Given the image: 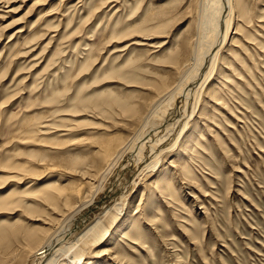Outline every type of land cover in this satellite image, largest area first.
Here are the masks:
<instances>
[{"label": "rangeland", "instance_id": "374dc122", "mask_svg": "<svg viewBox=\"0 0 264 264\" xmlns=\"http://www.w3.org/2000/svg\"><path fill=\"white\" fill-rule=\"evenodd\" d=\"M233 2L220 56L232 66L205 90L218 99L202 95L188 154L164 157L168 172L134 189L116 237L92 246L86 262L264 264V0ZM203 4L0 0V186L26 172L0 189L17 193L0 205L1 261L43 226L37 219L53 216L41 188L59 173L66 190L85 186L76 167L91 162L96 143L128 137L133 108L148 107L192 64ZM45 164L56 170L40 175ZM156 182L171 183L172 195L156 191L152 203ZM122 223L128 239L116 234Z\"/></svg>", "mask_w": 264, "mask_h": 264}, {"label": "bare ground", "instance_id": "6f19581e", "mask_svg": "<svg viewBox=\"0 0 264 264\" xmlns=\"http://www.w3.org/2000/svg\"><path fill=\"white\" fill-rule=\"evenodd\" d=\"M233 3V0H204L192 64L185 65L175 84L168 85L155 94L148 107L136 105L133 108L131 118L135 126L128 137L114 139L110 137L107 142L96 143L91 162L86 163L83 170L76 167L79 175L88 179L86 187L82 184L70 191L66 190L60 184L63 174L59 173V177L51 179L44 188H41V198H44L41 201L51 206L49 210L53 216L48 217L46 213V216L37 219L42 221L43 226L35 232H30L25 239L27 243L22 247H13L7 252L8 254L3 256L5 261L0 260V264H97L92 263L93 261L86 262L87 254L92 250V246H97L109 237L110 240H114L116 236H112L114 233L112 231L134 189L136 190L142 182H146L148 177L158 172H161L160 176L168 172L164 168L161 169L164 164L162 161L167 154L175 151H179L178 156L188 154L189 142H192L193 131L198 126L197 122L193 128L190 124L201 108L202 95L210 92L211 97L217 98L218 90L217 93L210 89L205 93V90L210 86L217 70H222L221 65L226 69L232 66L228 63L227 57L220 56L233 27ZM231 46L236 47L232 44ZM226 51L230 53L229 56L239 58L235 50ZM189 130L187 138H184ZM175 163L172 164L173 168L179 165ZM48 165L53 167L50 168ZM48 165L45 164L46 171L40 175L46 176L56 170V164ZM20 170L19 174L4 179L0 189L6 187L10 180L26 177L24 168ZM171 185L156 182L151 191L152 203L156 201V191L161 195L167 193L169 196L172 195L169 193ZM14 191L15 188L7 193L0 191V205H13L15 200L12 197L17 194H14ZM126 226V223H122L116 229V234L122 233L124 239L130 236L123 231Z\"/></svg>", "mask_w": 264, "mask_h": 264}]
</instances>
